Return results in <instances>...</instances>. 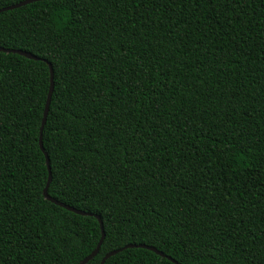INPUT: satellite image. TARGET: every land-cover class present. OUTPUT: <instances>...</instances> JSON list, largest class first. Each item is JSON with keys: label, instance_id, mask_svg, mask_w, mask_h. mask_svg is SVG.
Instances as JSON below:
<instances>
[{"label": "trees", "instance_id": "16d2710c", "mask_svg": "<svg viewBox=\"0 0 264 264\" xmlns=\"http://www.w3.org/2000/svg\"><path fill=\"white\" fill-rule=\"evenodd\" d=\"M0 47L42 59L0 51V264L97 248L50 172L88 264H264V0L34 2Z\"/></svg>", "mask_w": 264, "mask_h": 264}, {"label": "water", "instance_id": "95a60500", "mask_svg": "<svg viewBox=\"0 0 264 264\" xmlns=\"http://www.w3.org/2000/svg\"><path fill=\"white\" fill-rule=\"evenodd\" d=\"M40 1H53V0H25V1H22V2H20L18 4H15V5L0 9V14L3 13V12H6V11L15 10V9L21 8L23 6H26L28 4H31V3H34V2H40ZM0 51L4 52V53L17 54V55L23 56V57L31 59V60H42V59H39L38 57H36V56L26 52V51H23V50H10V49H5V48L0 47ZM44 61L47 62L48 66L50 68L51 87H50V91H49V94H48V99H47V103H46V107H45V111H44L42 126H41V129H40V147H41V150L45 153V156H46V159H47L48 168H49V171H50L51 168H50L49 156H48L47 152L45 151V148H44V145H43V131H44V128H45V125H46V122H47V117H48V114H49L50 104H51L52 95H53V91H54V70H53V67H52L51 63H49L46 60H44ZM51 178H52V175H51V172H50L49 183L47 184V186H46V188L44 190V196H45V198L47 200H49V201H51V202H53V203L65 208V209H67V210H69L71 212H74L76 214L83 215V216H93V217L97 218V220L100 223V227H101V231H102V238H101L97 248L89 256H87L85 259H83L79 263V264H88L90 261H92L99 254L100 248H101V246L103 244V241L105 239V231H104V227H103V222H102L100 216H98V215L85 213V212H83L81 210H77L76 208H73V207H71L69 205L61 203V202L57 201L56 199L50 197L49 194H48V190H49V185H50V182H51ZM133 248H142V249H146V250L152 251V252H154V253L162 256V257L167 258L169 261L173 262L174 264H179L176 260H174L173 258H171L169 256H166L163 252L159 251L158 249H156L155 247H152V246H147V245H144V244H140V245L133 244V245H128V246H126L123 249H133ZM123 249L117 250V251H113V252L107 254L104 257V259L102 260L101 264H105V262L109 258H111L112 256H114V255L118 254L119 252L123 251Z\"/></svg>", "mask_w": 264, "mask_h": 264}]
</instances>
